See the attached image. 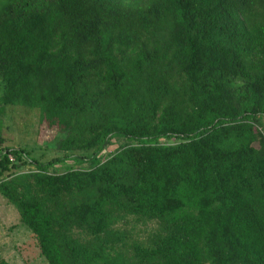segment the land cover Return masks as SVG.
Returning a JSON list of instances; mask_svg holds the SVG:
<instances>
[{
    "label": "trees",
    "instance_id": "16d2710c",
    "mask_svg": "<svg viewBox=\"0 0 264 264\" xmlns=\"http://www.w3.org/2000/svg\"><path fill=\"white\" fill-rule=\"evenodd\" d=\"M0 79L61 136L0 140L48 264H264V0H0Z\"/></svg>",
    "mask_w": 264,
    "mask_h": 264
},
{
    "label": "rangeland",
    "instance_id": "374dc122",
    "mask_svg": "<svg viewBox=\"0 0 264 264\" xmlns=\"http://www.w3.org/2000/svg\"><path fill=\"white\" fill-rule=\"evenodd\" d=\"M3 93V82L0 79V97ZM264 121V120H263ZM40 110L20 105L0 104V140L4 145L12 148L25 147L30 150L34 157L49 160L54 157H63L64 151L59 147L55 138L61 137L57 131H41ZM170 144L180 142V139L166 140ZM127 144L124 139H114L104 150L108 154L118 146ZM63 145V142H61ZM16 172L24 173L33 169L28 163H18ZM7 175V174H6ZM14 209L16 216L9 212L11 221L0 216V258L8 264H48L40 254L31 230L22 222L17 208L10 204L4 197L0 196V210ZM119 228L133 233L134 238L144 239L151 229L156 227L155 222L147 226L139 224L136 226L135 219L128 217L126 221L119 224Z\"/></svg>",
    "mask_w": 264,
    "mask_h": 264
},
{
    "label": "crops",
    "instance_id": "0c3cea01",
    "mask_svg": "<svg viewBox=\"0 0 264 264\" xmlns=\"http://www.w3.org/2000/svg\"><path fill=\"white\" fill-rule=\"evenodd\" d=\"M7 212L11 213L13 217L16 216V213L14 209H12L11 205H10V208L9 207L7 208V211L0 210V216L5 217L8 220V222H10L11 218L9 217V213Z\"/></svg>",
    "mask_w": 264,
    "mask_h": 264
}]
</instances>
